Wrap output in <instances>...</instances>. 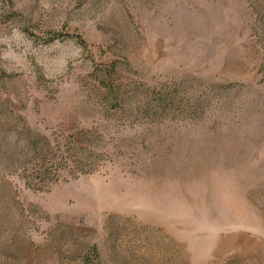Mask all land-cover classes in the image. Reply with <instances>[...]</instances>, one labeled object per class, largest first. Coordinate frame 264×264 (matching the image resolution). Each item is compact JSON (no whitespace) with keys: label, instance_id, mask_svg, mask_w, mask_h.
Segmentation results:
<instances>
[{"label":"rangeland","instance_id":"rangeland-1","mask_svg":"<svg viewBox=\"0 0 264 264\" xmlns=\"http://www.w3.org/2000/svg\"><path fill=\"white\" fill-rule=\"evenodd\" d=\"M85 258L264 264V0H0V264Z\"/></svg>","mask_w":264,"mask_h":264},{"label":"trees","instance_id":"trees-1","mask_svg":"<svg viewBox=\"0 0 264 264\" xmlns=\"http://www.w3.org/2000/svg\"><path fill=\"white\" fill-rule=\"evenodd\" d=\"M71 162L73 163H78L77 160H71ZM85 173V172H82ZM47 175V176H46ZM48 175H50V172H48L47 169H44L42 172L38 171L35 175V178L39 179V180H43L46 177H48ZM83 264H90V260L88 258L83 259Z\"/></svg>","mask_w":264,"mask_h":264}]
</instances>
